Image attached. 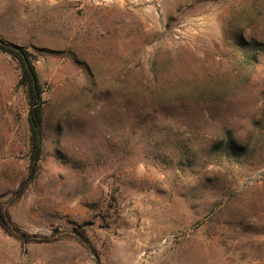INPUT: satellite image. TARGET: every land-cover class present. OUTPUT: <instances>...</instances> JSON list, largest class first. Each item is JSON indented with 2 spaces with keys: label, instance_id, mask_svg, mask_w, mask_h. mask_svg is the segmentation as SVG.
<instances>
[{
  "label": "rangeland",
  "instance_id": "374dc122",
  "mask_svg": "<svg viewBox=\"0 0 264 264\" xmlns=\"http://www.w3.org/2000/svg\"><path fill=\"white\" fill-rule=\"evenodd\" d=\"M0 36L43 108L32 168L0 52V264H264V0H0Z\"/></svg>",
  "mask_w": 264,
  "mask_h": 264
},
{
  "label": "trees",
  "instance_id": "16d2710c",
  "mask_svg": "<svg viewBox=\"0 0 264 264\" xmlns=\"http://www.w3.org/2000/svg\"><path fill=\"white\" fill-rule=\"evenodd\" d=\"M0 52L8 54L15 58L20 67V78L18 84L25 87L30 102V110L28 116V128L30 133V141L34 148V154L40 145L41 127L43 120L42 103L39 102V95L41 93V84L34 67V60L36 55L20 48V52L9 46L8 41L0 36ZM38 100L35 109L33 106Z\"/></svg>",
  "mask_w": 264,
  "mask_h": 264
},
{
  "label": "water",
  "instance_id": "95a60500",
  "mask_svg": "<svg viewBox=\"0 0 264 264\" xmlns=\"http://www.w3.org/2000/svg\"><path fill=\"white\" fill-rule=\"evenodd\" d=\"M9 46H10L11 48L15 49L16 51H19V52H20V47H18V46H16V45H13V44H11V43H9ZM37 104H38V100H36V102H35V104H34V106H33V109L36 108ZM37 155H38V149L36 150V153H35V155H34V161H33L32 168L34 167L35 161H36V159H37ZM57 232H58L57 230L54 231V233H57Z\"/></svg>",
  "mask_w": 264,
  "mask_h": 264
}]
</instances>
